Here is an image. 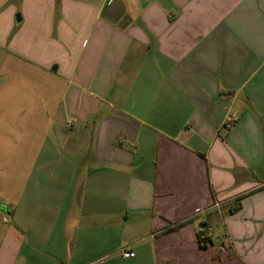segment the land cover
Masks as SVG:
<instances>
[{
    "label": "crops",
    "instance_id": "obj_1",
    "mask_svg": "<svg viewBox=\"0 0 264 264\" xmlns=\"http://www.w3.org/2000/svg\"><path fill=\"white\" fill-rule=\"evenodd\" d=\"M6 1L0 264H264V0Z\"/></svg>",
    "mask_w": 264,
    "mask_h": 264
},
{
    "label": "built area",
    "instance_id": "obj_2",
    "mask_svg": "<svg viewBox=\"0 0 264 264\" xmlns=\"http://www.w3.org/2000/svg\"><path fill=\"white\" fill-rule=\"evenodd\" d=\"M74 122V118H72V117H69L68 119H67V121H66V125H67V127H70L71 125H72V123ZM230 124H227V126H229ZM210 236V231L209 230H203L202 232H201V237L202 238H204V239H208V237ZM133 252L132 251H130V250H128V249H124L123 251H122V255L124 256V257H130V256H133Z\"/></svg>",
    "mask_w": 264,
    "mask_h": 264
},
{
    "label": "trees",
    "instance_id": "obj_3",
    "mask_svg": "<svg viewBox=\"0 0 264 264\" xmlns=\"http://www.w3.org/2000/svg\"><path fill=\"white\" fill-rule=\"evenodd\" d=\"M200 242L205 245L208 241L200 236Z\"/></svg>",
    "mask_w": 264,
    "mask_h": 264
},
{
    "label": "rangeland",
    "instance_id": "obj_4",
    "mask_svg": "<svg viewBox=\"0 0 264 264\" xmlns=\"http://www.w3.org/2000/svg\"><path fill=\"white\" fill-rule=\"evenodd\" d=\"M14 1H19V0H7L8 4L13 3Z\"/></svg>",
    "mask_w": 264,
    "mask_h": 264
}]
</instances>
